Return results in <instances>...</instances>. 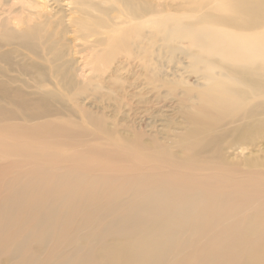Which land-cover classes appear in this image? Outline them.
<instances>
[{"label": "bare ground", "instance_id": "6f19581e", "mask_svg": "<svg viewBox=\"0 0 264 264\" xmlns=\"http://www.w3.org/2000/svg\"><path fill=\"white\" fill-rule=\"evenodd\" d=\"M0 264H264V0H0Z\"/></svg>", "mask_w": 264, "mask_h": 264}, {"label": "rangeland", "instance_id": "374dc122", "mask_svg": "<svg viewBox=\"0 0 264 264\" xmlns=\"http://www.w3.org/2000/svg\"><path fill=\"white\" fill-rule=\"evenodd\" d=\"M77 60V62L80 61L79 56L75 59ZM88 68H84L82 69L80 66H74L70 68V73L71 76H73L72 78H74V92L75 93H79V92H83L78 98L76 99V104L78 109H80V112L83 110H89L87 109L88 106L86 104H84V102H82L83 98L92 92V89H94L95 86L99 85L100 87H104V85L101 83V80H95L94 82L90 83L89 80H94L92 79L93 75L88 73ZM83 71H85L84 73H82ZM84 77V79H83ZM106 76H103V78H105ZM63 93V92H62ZM66 98L63 97V100H65ZM66 102V101H65ZM90 111V110H89ZM67 117H63L62 119H73L72 116H70V114L66 113ZM257 154V153H255ZM245 156V154H241L238 155V157H243Z\"/></svg>", "mask_w": 264, "mask_h": 264}]
</instances>
